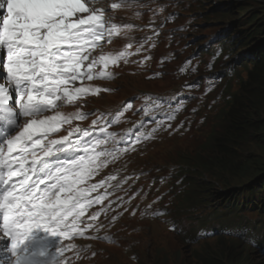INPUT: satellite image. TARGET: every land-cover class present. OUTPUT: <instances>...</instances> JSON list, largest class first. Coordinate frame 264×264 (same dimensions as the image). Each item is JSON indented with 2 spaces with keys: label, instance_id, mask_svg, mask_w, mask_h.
Returning <instances> with one entry per match:
<instances>
[{
  "label": "snow or ice",
  "instance_id": "1",
  "mask_svg": "<svg viewBox=\"0 0 264 264\" xmlns=\"http://www.w3.org/2000/svg\"><path fill=\"white\" fill-rule=\"evenodd\" d=\"M102 4L103 0H0V264H68L65 253L77 246L65 240L98 238L87 232L95 228L103 209L85 217L106 196L91 194L115 177L89 181L118 158L117 151L128 150H109L106 145L115 135L108 127L119 122L131 103L109 113L112 119L98 129L104 113L89 128L77 125L67 135L52 137L65 124L91 115L80 109L65 114L58 110L61 106L112 91L85 86L83 81L112 79L109 66L126 63L131 55V44L118 53L102 51L122 28L132 27L106 15L128 0L107 8L98 6ZM96 131L104 137L94 136ZM150 136H136V142Z\"/></svg>",
  "mask_w": 264,
  "mask_h": 264
},
{
  "label": "trees",
  "instance_id": "2",
  "mask_svg": "<svg viewBox=\"0 0 264 264\" xmlns=\"http://www.w3.org/2000/svg\"><path fill=\"white\" fill-rule=\"evenodd\" d=\"M259 27L260 28H255L253 33L263 31L264 23L260 24ZM262 57L263 54L260 58ZM259 60L258 67L260 68L257 67L258 70L255 74L249 76L248 81L242 85L240 95L236 97L231 105L230 121H233L235 136L237 132L238 134L236 137L239 139L233 140L225 137L226 140L230 141V146L226 145L225 142L220 143L221 146H226L227 149L230 150L222 152V154L218 156L219 161L224 167L239 172L240 174L238 173V176L240 178L243 177L245 173L248 174L250 168H257L260 164L255 160L250 163L243 162L232 153V150L235 149L238 151L237 149L244 148L245 155L247 153L246 149L249 145V141L250 145H256L259 146V149H264V58ZM247 84L248 86L246 87ZM258 140L261 141V144ZM249 187L252 193L258 197L255 198L251 194L249 200L257 205L263 203L264 200H262L263 197H261V193L264 192V181L250 184ZM262 207H264V203ZM250 225V221H247L243 227L248 228ZM218 235L222 234L213 235L205 244L207 247L204 245L202 258L198 264H254V260H252L250 255L251 251L243 248L241 244L242 241L236 240L229 245L228 248H225L226 244L223 242L224 239ZM247 249H250L249 245H247Z\"/></svg>",
  "mask_w": 264,
  "mask_h": 264
},
{
  "label": "bare ground",
  "instance_id": "3",
  "mask_svg": "<svg viewBox=\"0 0 264 264\" xmlns=\"http://www.w3.org/2000/svg\"><path fill=\"white\" fill-rule=\"evenodd\" d=\"M226 4L228 6V3H226ZM230 6L235 7L236 5H235V3H230ZM220 40H221V42H225L227 40V37L226 36L221 37ZM262 54H263V57L258 58V59L262 60L264 58V52ZM261 55H260V57H261ZM246 63L249 65H253V62H246ZM258 68H260V67H258ZM220 83H221V80L214 81L213 82L214 85L211 84L213 87H215V88H213L212 91L220 93L219 89L221 87L215 86V85H218ZM162 100H163V98H161V102H162ZM230 120H231V118L229 115V116H227L226 123L223 124L220 128L217 125H214V124L211 125L207 137H209V139H210L209 144L211 143L210 149L212 150V152L210 153V155H205L200 160V162H202V163H204L206 161L204 164L205 166L210 167V168H216L217 166L222 165L218 159V156L220 154H222V152H224L225 150H228V149L226 146H221L220 143L218 142V140L230 142L229 140H226L225 137L231 138L233 140L239 139L238 137H236L238 134L237 132H236V136H235V130L233 128V121H230ZM214 126L216 129H218L220 131V133H217L218 131L215 130ZM224 127H228V130H225ZM135 132H136V130H135ZM243 132H245V131H243ZM239 134H241V133H239ZM215 142H217V143H215ZM258 142L261 144L260 140H258ZM191 143H192V141H190V143H188V146ZM238 143H239V141H238ZM141 145H142V143L139 145L140 146L139 148L142 147ZM151 145H155L154 140H151ZM255 150H257V151H255ZM251 151L258 152L259 156H264V149H259V146H256V145L252 146L249 144L247 146L246 152H251ZM236 156L240 160H242L243 162H249L248 159L241 158L238 155H236ZM190 159H192V157L190 155L182 154L181 164L187 165L188 166L187 168L190 167L191 169H193L192 165L196 164L198 161L192 163ZM263 160H264V157L259 158L257 161L259 162L260 165H258V167L254 168V169L250 168V170L248 171L249 173L248 174L245 173L244 174L245 177H243L242 179L238 176L239 172H237L231 168L224 167L222 165L226 170L230 171L235 176L234 177V183L231 180H229L228 178H226L224 180V182L226 184L221 185L216 190V193L213 196H210V195L205 196L207 198L215 199V202H213L214 207H218V209H217L218 212L224 213L221 217H219L217 219V223H222V222L226 223L229 220L228 218L230 216L227 214L229 213V211H231V212L233 211L231 207L236 202H238L237 206L239 207V209L241 207L243 209L247 208L250 212L256 213V210L254 208H256L257 204L254 205L253 207L249 206V205H252V202L249 199H250L251 194L255 198H258V197L252 193L250 187H249L250 189H249V197H248V187L246 186L245 183L255 184L256 182L264 181L263 180L264 179V161ZM224 208H226L228 210L226 212H224ZM262 210H264V207H262ZM259 215L264 217V213H262V212ZM255 220H256L255 226H257V227L259 226L260 228L264 226V218L257 216ZM231 223H232V227H230V228H216V230H217L216 232H219V231H224V232H228V233L234 232L235 234L225 235L226 233L223 232V234L221 233L222 235H218L219 237H221L222 239H224V237L231 239L233 237L240 236V235H237L240 232V228H238V226L234 222H231ZM229 230H233V231H229ZM198 238H199V236L197 235L195 237V239L197 240ZM248 238H253V237H251V235H248ZM256 240H258L259 242L264 244V238L259 239V237H258ZM196 247L199 249L198 243H197ZM201 252H203V248H200V253Z\"/></svg>",
  "mask_w": 264,
  "mask_h": 264
},
{
  "label": "rangeland",
  "instance_id": "4",
  "mask_svg": "<svg viewBox=\"0 0 264 264\" xmlns=\"http://www.w3.org/2000/svg\"><path fill=\"white\" fill-rule=\"evenodd\" d=\"M223 1V0H220ZM230 0L224 1V3H229ZM233 3H235L236 6H241L242 0H231ZM254 8V7H253ZM264 10V8H262ZM262 11V10H261ZM231 14V12H230ZM243 11L240 12L239 10L232 13V21L238 20L239 18L243 17ZM231 19L230 16L221 18L217 16V20L220 23H226V21H229ZM258 45H263V42L261 40L257 41ZM250 144V141H249ZM246 147V146H245ZM257 151V150H255ZM251 152V155L253 156V161H257L259 158H262L264 156H259L258 152ZM178 238V237H177ZM172 234L166 232L163 230V228L156 226L152 229L151 232H149L147 235L143 236L141 238V242L139 244V252L143 253L144 251H148V253L155 250V247L162 248L163 251H165L168 254V261L166 264H194L193 256H199L200 253V247L199 249L196 247L197 245H194V251L193 252H187V248L189 245H186L185 243L182 244V241L177 239ZM200 243V242H199ZM233 242H230L229 240H225L226 247L228 248L229 245H231ZM261 257V255H260ZM259 257L256 256L253 258L255 262H259ZM132 264V263H129Z\"/></svg>",
  "mask_w": 264,
  "mask_h": 264
},
{
  "label": "clouds",
  "instance_id": "5",
  "mask_svg": "<svg viewBox=\"0 0 264 264\" xmlns=\"http://www.w3.org/2000/svg\"><path fill=\"white\" fill-rule=\"evenodd\" d=\"M257 67L258 66H256V67H254L255 68V70L257 71L258 69H257ZM254 68H253V71H254ZM251 152H253V151H251ZM251 152H247L248 154H250ZM248 154H245L244 156H242L241 158H244V159H248L249 160V162H254L252 159H253V156L252 157H250ZM252 158V159H251ZM243 177H245V176H243ZM243 177H241V179L243 178ZM247 177V176H246ZM250 227H251V225H250ZM254 234H256V235H258L257 237H259V239H262V238H264V226H263V228H262V230L261 231H256ZM238 240L239 241H242V246H243V248L245 249V250H250L251 252H250V255H251V258H252V260H253V258L254 257H256V256H258L259 258V262H255L254 261V264H264V244L262 243V245L263 246H260L261 245V242H259V244L258 245H255V246H250L249 245V243H246V242H244L241 238H238ZM233 242V241H232ZM247 245H249V248L250 249H247ZM202 252H201V254L199 255L200 256V258H199V256L197 257V259H196V261H194V264H198L199 263V261L201 260V258H202ZM260 255H261V257H260ZM255 260V259H254Z\"/></svg>",
  "mask_w": 264,
  "mask_h": 264
}]
</instances>
